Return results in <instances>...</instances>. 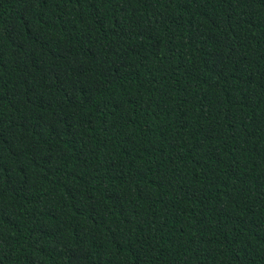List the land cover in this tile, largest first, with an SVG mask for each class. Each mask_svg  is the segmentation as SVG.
<instances>
[{
    "label": "trees",
    "instance_id": "1",
    "mask_svg": "<svg viewBox=\"0 0 264 264\" xmlns=\"http://www.w3.org/2000/svg\"><path fill=\"white\" fill-rule=\"evenodd\" d=\"M0 264H264V0H0Z\"/></svg>",
    "mask_w": 264,
    "mask_h": 264
}]
</instances>
